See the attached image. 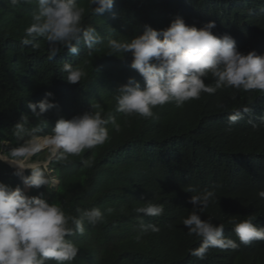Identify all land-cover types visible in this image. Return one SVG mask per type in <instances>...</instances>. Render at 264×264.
<instances>
[{
    "label": "clouds",
    "instance_id": "9594fccd",
    "mask_svg": "<svg viewBox=\"0 0 264 264\" xmlns=\"http://www.w3.org/2000/svg\"><path fill=\"white\" fill-rule=\"evenodd\" d=\"M9 2L17 5L22 0ZM35 3L38 10L32 15V23L21 41L23 45L38 48L35 41L42 37L48 45V59L53 60L61 49L73 56L79 55L82 45L91 50L100 43L102 34L113 32L118 41L109 40L108 47L122 56L130 68L123 82L115 86L114 104L107 115L103 106L98 105L100 98L96 101L90 98L93 86L74 87L75 99L68 96L71 101L63 102L62 109L50 92L39 100L33 95L35 102L27 105L31 111L29 118L44 123L45 127L29 131L25 128L26 116H21L14 126L15 135L23 139L27 134L29 138L13 149L11 155L23 158L9 157L10 144L0 151V163L11 168L19 182L15 189L0 183V264H47L50 260L70 264L75 259L79 249L66 237L83 234L85 223L101 222V210L93 207L79 217L66 215L61 205L32 197V190L43 186L45 192H57L62 183L56 174L57 165L70 162L71 155L83 151L86 155L101 152L99 164L86 171L90 186L105 189L114 194V199L132 207L122 221L146 249L135 262L233 264L244 259L256 264L264 245V212L237 200V204L227 199L218 204L216 191L209 190L214 188L211 177L205 180L197 174L188 177L187 169L195 171L198 166L184 160L199 158L186 148L187 139L163 142L162 155L169 159L165 162L153 158L156 166L141 168L136 161L152 157L157 148L151 154L132 153L137 149L135 142L131 144L122 138L124 133L116 135V132L124 121L134 118L150 121L154 128L161 118L174 116L171 110L187 109L190 99L205 101V97L226 87L243 95L236 98L238 107L233 114L220 120L228 123L225 134L232 138L249 128L264 127V0H35ZM122 9L126 19L123 23L119 17ZM102 62L96 61L97 65ZM106 68L117 73L109 63ZM62 70L70 84H78L86 76L83 69L70 63H64ZM97 85L100 93L102 88ZM248 93H251L250 106L244 104ZM78 102L96 108L82 112ZM173 122L181 125L186 119L176 118ZM248 122L256 126H249ZM199 124L205 127V138L221 129L211 119ZM236 138L238 142L239 137ZM144 145L148 147L147 142ZM120 157L129 163L117 165L114 160ZM133 161L135 171L130 172L127 166ZM10 162L21 165L14 167ZM84 164L91 166L92 161L85 160ZM102 165L105 166L100 169ZM151 168L154 177L146 180L144 172ZM176 168L180 171H175ZM61 175H68L67 181L73 183L70 172L64 170ZM23 183L29 189L28 196L22 191ZM43 194L46 199L48 193ZM258 195L264 198V190ZM213 202L217 204L209 206ZM244 207H248L251 216L245 215ZM131 221L134 222L130 226ZM127 242L123 240L116 246L120 264H129L134 257L125 251L128 247L135 248V244L126 246Z\"/></svg>",
    "mask_w": 264,
    "mask_h": 264
},
{
    "label": "trees",
    "instance_id": "16d2710c",
    "mask_svg": "<svg viewBox=\"0 0 264 264\" xmlns=\"http://www.w3.org/2000/svg\"><path fill=\"white\" fill-rule=\"evenodd\" d=\"M88 1V0H87ZM83 7V6H82ZM85 8V7H84ZM86 9V8H85ZM38 10V5L35 0L32 3L22 2L17 5H12L9 0H0V151L3 148L10 146L7 152L11 158L12 150L23 144L27 137L18 139L15 135V125L20 121L21 116H26L27 122L25 128L31 130L33 128L45 127L44 123L30 120L31 111L27 105L45 98L46 93H52L56 99L57 105H61L75 99L72 89L80 84L85 88H93L94 91L90 96L91 100L96 101L100 98L98 105L103 106L105 114L111 112V107L114 104L113 93L115 86L123 82L126 78L127 65L123 62V57L114 53L108 47L109 40H117L118 38L113 32H105L101 37L100 43L94 46L93 49H87L85 46L80 47L79 55L73 56L66 53V49H61V52L53 58L48 59V45L42 38L38 37L35 43L39 44L38 48H33L31 45H23L21 41L26 36V30L32 23V15ZM125 10V15L126 11ZM86 12V11H85ZM119 17L124 18V9L121 10ZM101 59L103 62L97 65L96 61ZM100 61V60H99ZM64 63H70L74 67H80L86 73L78 84H70L67 82V73L62 70ZM111 64L116 68L114 73L107 69L106 65ZM107 73L108 76H104ZM102 90L99 93L98 85ZM93 86V87H90ZM246 95L245 105L250 106V95ZM243 94L239 91L232 90L231 87L219 89L213 94L205 97V101H196L190 99L188 107L184 111L171 110L173 117L165 116L155 124L153 128L150 121H143L138 118L128 119L121 123L120 131L116 135L124 133L125 140L137 148L132 153L142 154L152 151L157 152L152 154V157H142L136 161L141 168L146 166L154 167L155 160L163 159L166 162L169 159L162 155L163 142L175 140L176 138H184L188 140L187 149L189 152H194L196 158H188L184 163H193L198 166L197 170L187 169L188 177H193L197 174L200 179L212 178L214 188L209 190L216 191V199L220 202L230 200L231 203L248 204L259 212H264V198L259 197L258 192L264 190V127L259 125L255 129L249 128L245 133H238L230 138L227 131L228 123L220 122L226 116H230L237 108V97ZM70 98H69V97ZM96 97V98H95ZM79 109L82 112L94 111L96 106H91L87 102H78ZM97 105V104H95ZM62 109V108H60ZM75 109V108H74ZM258 116L257 114H254ZM176 118L186 119L183 124L173 121ZM211 119L213 124L221 126L220 132L211 133V138L204 137V128L199 124L201 120ZM249 126H256L253 122H248ZM112 131L114 127L112 126ZM220 134L224 135L223 137ZM238 136L239 140L237 142ZM219 139V143L216 142ZM147 142L148 147L144 143ZM237 143V144H236ZM236 145V146H235ZM103 152V151H102ZM188 152V153H189ZM101 153V152H100ZM98 154H85L84 151L79 155H71L70 162L61 165L55 164L56 174L62 182L60 188L55 190L44 191L43 186L33 188L32 197H39L46 200L48 203L61 205L66 215L79 217L84 210L97 207L103 214V219L96 225L85 223V231L83 234L75 233L72 236L66 237L71 240L79 249L77 256L70 264H120L116 256L118 255V245L121 241L127 240L126 246L135 244L134 247H128L125 252L130 255L134 254L129 264H140L135 262L136 259H141V251H146L142 248L140 240L136 233L128 227L125 229L122 219L128 216L132 207L128 203H123L122 200L114 199V194L110 195L105 189H96L88 182L89 176L86 171L98 165ZM162 156V157H161ZM161 157V158H160ZM91 160V166H85L84 161ZM117 165L129 163L123 157L114 160ZM79 165V166H78ZM105 165L100 167L103 168ZM134 161L127 166L130 172L135 171ZM68 171L73 176L72 181H67L68 175L62 176V171ZM179 169L176 168L175 171ZM180 171V170H179ZM94 173V172H93ZM160 173V171H158ZM155 174L158 177L157 171ZM146 180L154 177V171H145ZM166 178V176H165ZM159 179V178H158ZM0 183H3L15 189L19 187V182L15 172L7 165L0 163ZM47 190V189H46ZM43 193H48L47 198ZM237 200V201H235ZM217 203H210L209 206L214 207ZM237 208V207H236ZM108 209H112L108 212ZM245 215L251 216L248 207H244ZM134 221L130 222V226ZM262 255L257 260L256 264H264V245H261ZM47 264H56L55 261H48ZM69 264V262H64ZM233 264H250L244 259H238V262Z\"/></svg>",
    "mask_w": 264,
    "mask_h": 264
},
{
    "label": "rangeland",
    "instance_id": "374dc122",
    "mask_svg": "<svg viewBox=\"0 0 264 264\" xmlns=\"http://www.w3.org/2000/svg\"><path fill=\"white\" fill-rule=\"evenodd\" d=\"M13 166V165H12ZM19 165H16V166H14V167H18ZM27 190L29 191V189L26 187V185L23 183V188H22V191L24 192V194L26 195V196H28V192H27Z\"/></svg>",
    "mask_w": 264,
    "mask_h": 264
},
{
    "label": "bare ground",
    "instance_id": "6f19581e",
    "mask_svg": "<svg viewBox=\"0 0 264 264\" xmlns=\"http://www.w3.org/2000/svg\"><path fill=\"white\" fill-rule=\"evenodd\" d=\"M10 165H13V166H16V165H21V163H18V162H10Z\"/></svg>",
    "mask_w": 264,
    "mask_h": 264
}]
</instances>
